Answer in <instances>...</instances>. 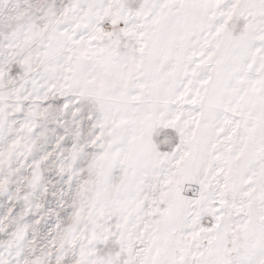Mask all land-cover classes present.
<instances>
[{"label": "snow or ice", "instance_id": "1", "mask_svg": "<svg viewBox=\"0 0 264 264\" xmlns=\"http://www.w3.org/2000/svg\"><path fill=\"white\" fill-rule=\"evenodd\" d=\"M0 264H264V0H0Z\"/></svg>", "mask_w": 264, "mask_h": 264}]
</instances>
